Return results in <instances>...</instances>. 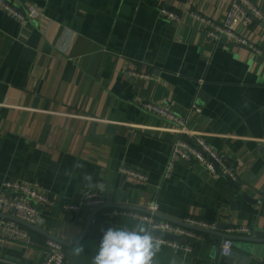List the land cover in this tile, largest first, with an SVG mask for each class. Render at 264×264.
<instances>
[{
  "label": "crops",
  "instance_id": "obj_1",
  "mask_svg": "<svg viewBox=\"0 0 264 264\" xmlns=\"http://www.w3.org/2000/svg\"><path fill=\"white\" fill-rule=\"evenodd\" d=\"M8 1L20 9L33 5L41 15L19 23L0 10V184L37 180L60 202L76 201L85 192H97L115 207L146 209L154 202L157 215L215 224V233L264 230V202L248 201L264 199V22L259 17L251 15L252 23L238 29L262 49V55H253L226 39L214 45L183 13L195 10L220 21L231 0ZM250 1L264 15V0ZM161 4L182 14L181 20L163 19ZM129 70L150 78L131 76ZM192 101L201 112L189 115V129L234 165L235 182L215 178L195 162H177L163 177L179 134L142 105L186 115ZM123 166L144 173L147 181L128 178L119 171ZM115 210L96 216L105 219L104 231L144 223ZM92 211L42 210L40 232L29 229L25 240L0 237V264H41L48 237L75 241ZM230 220L226 229L217 227ZM198 233L203 240L190 253L162 244L153 262L241 264L220 256L222 237ZM64 248L65 264H92L94 252L84 242Z\"/></svg>",
  "mask_w": 264,
  "mask_h": 264
},
{
  "label": "built area",
  "instance_id": "obj_2",
  "mask_svg": "<svg viewBox=\"0 0 264 264\" xmlns=\"http://www.w3.org/2000/svg\"><path fill=\"white\" fill-rule=\"evenodd\" d=\"M0 10L19 21V23L35 20L41 15L40 11L33 5L20 9L8 0H0ZM158 10L160 16L166 21L178 23L182 18V14H178V12L168 8L164 4L159 5ZM183 13L193 21L198 22L201 33L214 45H218L226 39L230 43L242 46L253 55L263 54L262 49L247 34L238 30L239 26L243 25L246 27L252 23L251 15L259 17L264 22V15L250 0H231L225 17L220 21L195 10H184ZM127 73L131 76L150 78V75H142L134 70H129ZM202 83L203 79L197 81L198 88ZM142 106L149 112L166 120L172 131L179 134L178 139L171 146L163 177L168 178L171 175L177 162H195L215 178H224L231 182L237 180L236 169L225 155L208 143L201 133H196L189 129V115L201 112V107L196 102H191L186 115H178L162 105L144 103ZM119 171L128 178L143 182L147 181V176L142 172L124 166ZM0 190V214L13 216L31 225H37L41 211L51 207L59 206L62 211L70 213L80 211L82 208L93 210L105 204L103 196L97 192H85L76 201L60 202L55 196H51L50 193L46 192L37 180L4 179L0 184ZM146 210H149L151 214L147 215L123 209L115 210L112 213L143 221L151 231L183 238L184 241L180 242L179 240L154 236L157 243L160 245L165 244L174 251L182 250L185 253H190L194 244L203 240L202 236L192 229L153 216L152 213H156L157 210V205L154 202L149 203ZM183 223L209 230L215 229V224L205 223L193 218H187ZM246 231V228H235L229 232L237 234ZM1 236L21 240L30 237L29 231L24 226L12 219L0 217ZM45 247L47 254L41 264H65V248L62 244L48 238L45 241ZM233 247L234 242L231 239H222L219 245L220 256L229 258ZM153 264L157 263L153 262Z\"/></svg>",
  "mask_w": 264,
  "mask_h": 264
},
{
  "label": "water",
  "instance_id": "obj_3",
  "mask_svg": "<svg viewBox=\"0 0 264 264\" xmlns=\"http://www.w3.org/2000/svg\"><path fill=\"white\" fill-rule=\"evenodd\" d=\"M248 201L252 203H257V202H264V199H258V200L248 199ZM106 208H118V209H123V210L137 211V212H141L147 215L151 214V212L146 209H139V208L137 209L133 207H119V206L115 207L114 205H111V204H107V205L105 204V205H102L100 207L93 209V211L89 214V216L84 222L82 233L75 241L71 243H63L62 241L54 239L52 237H48V238L62 244L64 247H71L79 242H84L86 248L91 249L94 252V256H95L96 251H97V246L99 244V241L102 237V233L104 232V228H105V219L100 218V219L95 220V218L97 215H99V213H101ZM152 215L159 219H163L165 221L175 223L180 226L192 229L196 232L211 233V234H216L219 237H222L223 239H226V238L231 239L234 242V248L236 249V251L241 253V255H238L237 253H235V251H232L229 258L235 259V260L240 259L241 264H264V230H257V229L248 230L247 229L246 232L237 233L235 235L231 233L230 234L229 233H215L209 229L191 226L183 222L161 217L157 215L156 213H152ZM0 217L12 219L15 222L19 223L20 225L24 226L25 228L38 231V232L41 231L40 228H38L36 225L28 224L13 216H7L4 214H0ZM230 222L231 220L228 223L220 224L217 227L219 229L224 230L230 226ZM152 234L158 235V236L162 235V236H165L169 239L176 240V241L179 240V237L172 236L166 233L161 234L159 232L152 231ZM66 254L69 256V252H67ZM93 259H92V262H93Z\"/></svg>",
  "mask_w": 264,
  "mask_h": 264
},
{
  "label": "clouds",
  "instance_id": "obj_4",
  "mask_svg": "<svg viewBox=\"0 0 264 264\" xmlns=\"http://www.w3.org/2000/svg\"><path fill=\"white\" fill-rule=\"evenodd\" d=\"M85 180L90 182L92 177L86 176ZM159 250L160 244L144 223L113 226L102 233L92 264H153Z\"/></svg>",
  "mask_w": 264,
  "mask_h": 264
},
{
  "label": "trees",
  "instance_id": "obj_5",
  "mask_svg": "<svg viewBox=\"0 0 264 264\" xmlns=\"http://www.w3.org/2000/svg\"><path fill=\"white\" fill-rule=\"evenodd\" d=\"M27 230H29V229L27 228ZM29 232H31V231L29 230Z\"/></svg>",
  "mask_w": 264,
  "mask_h": 264
}]
</instances>
